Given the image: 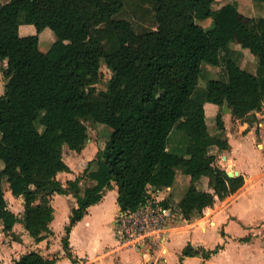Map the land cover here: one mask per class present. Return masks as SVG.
Instances as JSON below:
<instances>
[{"label": "trees", "instance_id": "1", "mask_svg": "<svg viewBox=\"0 0 264 264\" xmlns=\"http://www.w3.org/2000/svg\"><path fill=\"white\" fill-rule=\"evenodd\" d=\"M155 21L149 30L118 18L123 0H9L0 4V222L13 235L20 223L40 242L52 235L55 194L71 195L77 207L65 226L62 246L70 256L68 235L106 190L117 187V204L133 211L157 190L172 187L178 170L189 177L184 196L175 204L182 219L192 221L244 185L218 164L228 151L224 105L232 118L253 126L264 107V16L249 17L234 3L213 7L216 0H143ZM258 6L264 0H250ZM209 20L208 28L200 22ZM24 25L35 33L20 34ZM56 40L40 49L41 34ZM248 51L255 74L239 65L234 52ZM224 66L223 79H209L199 92L203 66ZM109 72L104 80L102 68ZM103 83L104 89L99 88ZM206 105L217 108L214 125L206 123ZM111 132L83 171L65 184L57 179L71 170L63 150L80 153L88 141L86 123ZM173 130L185 134L184 155L168 150ZM216 153H213V151ZM204 181L206 189L198 186ZM22 197L15 215L5 198ZM188 244L184 258L208 259ZM73 261H75L73 259ZM37 252L13 264H55Z\"/></svg>", "mask_w": 264, "mask_h": 264}, {"label": "crops", "instance_id": "2", "mask_svg": "<svg viewBox=\"0 0 264 264\" xmlns=\"http://www.w3.org/2000/svg\"><path fill=\"white\" fill-rule=\"evenodd\" d=\"M237 7L241 9L240 5ZM34 33L33 26L24 25L20 28L22 35ZM216 113V107L206 105L205 120L208 125H214ZM222 118L230 149L218 155L221 159L218 164L227 172L236 171L238 175H242L244 185L234 195L217 202L204 216L195 217L190 222L182 218L172 221L168 238L161 246L162 255L159 257L151 256L145 251L118 246L113 233V222L120 208L117 204V187L112 184L102 200L90 206L84 217L71 229L68 235L70 256L63 249L62 238L77 202L71 195L55 194L51 201L54 216L49 225L52 235L46 236L40 242H35L20 223L14 225L12 233L16 238L12 237L3 231L0 222V261L13 264L23 254L34 251L45 258H55V264H73V259L86 256L95 264H180L181 252L190 244L206 251L217 246L221 249L208 259L200 256L184 258L182 264H264V148L257 142L254 126L232 118L230 112L223 113ZM89 145L86 144L80 152L87 162L92 160L94 152ZM185 148L186 144L175 146L168 143V150L173 153L176 151L177 155H184ZM82 168L78 165L76 177L83 171ZM70 170V173L58 174L57 179L63 178V184L73 180L74 171L71 168ZM200 185L202 189H206L204 181ZM188 186L189 177L178 170L174 184L164 189L161 198H170L176 203L184 196ZM5 198L8 208L20 217L23 212V198L13 197L8 190L5 191ZM57 201L62 204L56 205Z\"/></svg>", "mask_w": 264, "mask_h": 264}, {"label": "rangeland", "instance_id": "3", "mask_svg": "<svg viewBox=\"0 0 264 264\" xmlns=\"http://www.w3.org/2000/svg\"><path fill=\"white\" fill-rule=\"evenodd\" d=\"M9 0H0V4H4L8 2ZM124 8L121 14L118 15V18H125L130 20L133 25L136 27L137 30H149L153 29L155 27V21L153 18V12L150 8V6L145 3L143 0H123ZM220 3V4H219ZM226 3H234L237 6L240 5L243 13L250 14L251 16H264V4L262 6H258L251 2L250 0H216V3H214L213 7H216L218 4H226ZM218 5V6H219ZM201 26L204 28H208L211 23L209 20L200 22ZM56 38L53 35L52 32L49 30H45L40 37V49L43 51L49 50L50 46L55 42ZM47 44V45H46ZM241 51L242 54H239V52H234L233 58H236V60L239 62V65L246 69L248 72L256 73L257 70V64L256 61L249 55L248 51H243L240 48H236ZM102 76H103V82L104 80L109 78L110 72L103 67L102 68ZM224 66L220 65L218 68H214L211 66L204 65L202 69V76L199 79L198 82V89L199 92H201L204 87H206V82L209 79H223L224 78ZM4 85H5V79L2 75V69L0 68V94L4 91ZM99 88L104 89L103 83L99 84ZM205 90V89H204ZM88 128V141L87 145L91 142L90 148L94 149V152L91 156V159H93L96 155L97 150L103 146L104 142L106 141L107 137L109 136L111 130L110 128L94 124L92 122L86 123ZM187 141V137L185 134L178 130H173L170 137H169V144L180 146L185 145ZM257 142L261 144V138H257ZM177 153L176 151H174ZM63 160L68 165L69 168H71L74 171V175L76 177V168H78V165L81 166V168L85 166L88 162L86 161V158H84L83 154L79 153L76 154L75 152H71L67 149V147H64L63 150ZM221 159L218 157V161ZM1 166V162H0ZM80 168V167H79ZM82 168V169H83ZM59 181L62 183L63 178H59ZM65 184V183H64ZM60 201L56 202V205L59 206ZM60 209V208H59ZM162 244L159 245L157 248H154L151 250L150 255L159 257L161 254Z\"/></svg>", "mask_w": 264, "mask_h": 264}, {"label": "built area", "instance_id": "4", "mask_svg": "<svg viewBox=\"0 0 264 264\" xmlns=\"http://www.w3.org/2000/svg\"><path fill=\"white\" fill-rule=\"evenodd\" d=\"M256 139L261 138V146L264 148V107L255 111ZM164 190H157L153 198L144 204H140L133 211H122L115 215L113 233L120 248L133 249L135 251L151 250L163 244L167 238L172 221L182 218L175 204L164 206L161 202L165 199ZM0 264H9L0 261ZM12 264V263H11ZM73 264H95L88 256L76 259Z\"/></svg>", "mask_w": 264, "mask_h": 264}, {"label": "water", "instance_id": "5", "mask_svg": "<svg viewBox=\"0 0 264 264\" xmlns=\"http://www.w3.org/2000/svg\"><path fill=\"white\" fill-rule=\"evenodd\" d=\"M229 112H230V110H229V108H228V105H224L223 113H229ZM227 175L230 176V177H233V176H237L238 173H237L236 171H235V172H233V171H228V172H227ZM198 186L201 187L200 183L198 184Z\"/></svg>", "mask_w": 264, "mask_h": 264}]
</instances>
